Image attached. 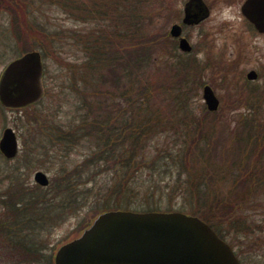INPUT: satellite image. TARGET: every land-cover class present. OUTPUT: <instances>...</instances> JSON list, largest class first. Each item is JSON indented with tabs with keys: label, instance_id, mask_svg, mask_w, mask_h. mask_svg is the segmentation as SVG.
Segmentation results:
<instances>
[{
	"label": "rangeland",
	"instance_id": "374dc122",
	"mask_svg": "<svg viewBox=\"0 0 264 264\" xmlns=\"http://www.w3.org/2000/svg\"><path fill=\"white\" fill-rule=\"evenodd\" d=\"M9 1L0 0V66L31 49L40 51L43 62L41 99L21 111L8 110V125L16 130L19 152L12 160H4L0 155V225L8 227L6 230H10L15 241L38 249L42 259L28 264H53L56 248L75 237L102 212L104 196L110 205L121 199L122 204L133 207L145 205L148 195L149 204H157L161 209L172 206L174 210L191 214L182 199L184 190L191 185L186 173L180 174L183 169L179 163L183 162V155H189L191 139L201 132L200 144L207 145L212 140L214 145L222 136L228 147L244 134L237 126L243 121L257 130L264 127V33L256 32L243 16L240 6L244 0H203L209 15L198 24L183 26L182 35L192 46L189 53L180 51L168 32L171 24L180 23L187 0H114L119 4L114 13L104 18L97 14L85 20L51 0H14L23 5L21 14L35 26L30 38L23 40L12 31ZM93 1L97 0H84V3L92 8ZM122 3L127 6L124 14H129V7L135 5L140 14L138 31L131 26L130 18L123 25L115 20L122 12ZM96 31H128L129 35L135 31L141 39L156 36L168 40L159 48L147 74L139 77V82L146 84L149 95L163 109L154 132L142 140V148L135 157L138 160L117 156L106 164L98 160L90 163L87 157L96 150L94 140L64 136L70 134L74 124L80 122V113L87 109L78 107L76 87H80V75L88 68ZM134 38L133 43L124 40V46L136 49L134 45L140 40ZM178 60L187 63L189 81L180 85L171 82V78L167 84L157 82L162 81L165 63ZM251 69L256 71L257 78L247 80L245 74ZM125 85L130 89V83L124 80L122 83L123 93L127 95ZM204 85H209L219 99L215 112L208 111L202 99ZM176 94L179 96L175 98ZM131 96L134 97V92ZM120 110L130 109L124 102ZM16 117H20L19 122H15ZM127 118L123 116L121 120ZM207 120H211V132L200 124ZM261 129L259 136L253 135L264 141ZM216 147L219 156L209 159L213 150L205 151L202 146L203 155L196 162L203 167L206 161H211L212 167L206 166L201 171L199 182L204 183L196 185L204 189L213 187L220 199H224L232 192L236 167L233 164L227 167V162L220 161L224 153L218 140ZM258 151L259 157H254L257 164L248 169L256 175L253 183L250 188L244 187L242 201L231 204V210H235L229 218L228 215L218 218L224 215L218 208H203L221 221L223 238L245 264H264V151ZM128 160L131 166L122 167ZM37 170L46 173L48 186L36 185L33 175ZM119 183L123 184L121 196H113L112 189ZM12 202L22 211L11 213ZM235 219H239L242 227L239 231L230 226ZM0 254V264H27L23 258L10 259L6 250Z\"/></svg>",
	"mask_w": 264,
	"mask_h": 264
},
{
	"label": "trees",
	"instance_id": "16d2710c",
	"mask_svg": "<svg viewBox=\"0 0 264 264\" xmlns=\"http://www.w3.org/2000/svg\"><path fill=\"white\" fill-rule=\"evenodd\" d=\"M51 1L53 3H61L64 10H67L66 12L71 11L77 15V18L82 20L95 18V15L97 14L102 15V18H104V16L114 13L119 6L114 0L93 1L92 8H90L87 3H84V0ZM114 3L116 4V7H113ZM7 4L9 8H12L11 24L14 27L12 31L15 32V35L19 40L30 38L32 31H35V26L32 22L26 21L21 14L23 5L19 3V1L16 2L14 0H10ZM126 9L127 6L122 3V12L115 20L120 21L123 25L124 23L126 24L127 20L130 18L131 26L134 27L135 31H138L140 14L137 13L135 5L129 7V14H124ZM116 27L118 26L116 25ZM25 31L30 32L26 33ZM135 31L131 35H129L128 31H96V38H93L94 47L91 55L87 59V61L89 60V69L86 66V71L80 75L82 85L80 82V87H76L78 90L76 93L77 101L79 103L78 107L80 109H87L86 112L80 113V122L74 124L70 130V134H63L64 136H67L66 138H63L68 139V137L74 135L76 138L90 137L94 140L96 150L94 152L93 149L92 153L87 157V160L90 163L93 160H98L100 164H106V162L114 161L117 156H123V158L126 157L131 160L137 157L138 151L142 148V140H145L154 132L153 128L159 121L158 115L161 114L163 108L160 103H156L153 100L152 95H149L146 89V84L140 83L139 77L147 74V69L151 67L156 56H158V52L161 50L159 48H161L163 44H166L168 40H162V38L156 36L148 38L142 37L141 39V37L136 36ZM133 36L136 37L134 38ZM166 36L167 34H164V39H166ZM133 38L137 41L140 40V43L137 42L134 45V48L136 49L125 47L123 41L128 40L130 43H133ZM25 48L27 49L28 47ZM161 62L162 59L159 63ZM165 65L166 66L162 68V81L157 82H164L167 84L166 81H169L171 78V82L180 85L183 82L189 81L191 78L185 60H178L175 63L166 62ZM172 75L175 76L172 77ZM123 80L124 83H130V89L125 85V90H128L127 95L123 93ZM163 87L165 88L166 86L164 85ZM132 92H134V97L131 96ZM177 96H179V94H176L175 98ZM124 102H126L128 109H130L128 112L120 110V107H122ZM172 104L174 106L173 102ZM159 109L161 111H159ZM134 113H136V115H134ZM123 116L128 117L126 121L121 120ZM201 120H203L202 116ZM243 122L240 124L241 126H237H239L238 129L244 134H242L237 140L235 139L230 142V146L226 147L224 145L227 140L223 141L222 139L224 138L222 136L215 140L214 145L212 144V140L208 141L207 145L200 144V132V135L191 139L190 147L187 150V154L189 155H183V162L178 160L183 169L180 174L186 173L187 180L191 185L190 187H186L182 194L183 202L188 205L187 210L191 214L197 215L205 222L209 223L221 237L225 236L222 231V225H219L221 221L203 211V208L212 206V209H219V212L224 215L218 216V218L226 217L228 215V219L230 212L233 210H231V204L233 202L242 201L244 192L246 193V191H244L246 188L244 187L249 186L250 188L256 176L252 175V171H248L250 166L254 168L257 164L254 157H259V149L264 151V144L261 145L264 141L257 140L259 139L257 136H259V133L261 132L260 129L262 128L261 130L264 131V127H259L257 130L254 125L250 126L249 123ZM200 124L211 132V120H207L205 123L201 121ZM66 131L67 130L64 132ZM253 134L257 135L256 138H254L255 135ZM113 139L114 141L111 142ZM217 140L221 152L224 153L220 161L222 163L227 162V167L230 164H233L236 167L233 171L235 175L230 188V191L232 190V192H230L229 195L226 194L228 197L224 199H220V194L218 191L216 192L215 188L213 189V187L207 186L212 188L211 191L209 188L204 189L201 188V186L196 185H202L204 183L199 182L201 171H205L206 166L212 167L211 161H206L203 167H199L200 162H196V160L200 159L203 155L204 149L201 148L203 146L206 148L205 151L210 152L213 150L212 157H209V153H207V157L211 159L215 155L216 158L219 156L218 151L216 152ZM127 151L128 154L126 153ZM235 155L238 156L235 157ZM135 159L138 160L139 157L138 159ZM250 160L252 161L251 164ZM130 166L131 162L128 160L122 167ZM122 185V183L121 185L120 183L114 185L116 187L115 189H112L113 196H121L120 192L122 191H120V188ZM102 190L106 192L105 188H102ZM103 200V210L109 208H124L137 211L173 210L172 206H167L164 209H161L157 204H149L148 195H146L145 205H134L133 207L128 204H122L121 199H117L116 202L111 205L107 203L108 201L105 196ZM9 206L13 207L12 211H10L11 213L18 214L22 211L20 208H15L14 202ZM180 208L183 209L184 206H181ZM237 220L239 219L231 221L230 226L236 231H239L242 227ZM6 228L8 227L0 225V251H8L10 259H15L16 257L23 258V260H26L27 264L42 259V257H39L40 255L37 248L22 241H15L9 230H6ZM4 231L5 233H3ZM1 234H3V236ZM8 248L12 249L9 251Z\"/></svg>",
	"mask_w": 264,
	"mask_h": 264
},
{
	"label": "water",
	"instance_id": "95a60500",
	"mask_svg": "<svg viewBox=\"0 0 264 264\" xmlns=\"http://www.w3.org/2000/svg\"><path fill=\"white\" fill-rule=\"evenodd\" d=\"M243 15L257 31L264 32V0H244ZM183 24H197L208 16L202 0H188L183 8ZM179 24H172L170 34L179 37L181 50H191L181 36ZM42 62L38 51H29L12 60L0 80V100L8 106H23L42 95ZM254 70L246 73L255 79ZM209 111L216 110L219 100L209 85L202 88ZM0 150L11 157L16 153V139L6 128ZM34 181L47 185L42 171ZM54 264H240L230 245L201 218L181 211L106 210L97 214L82 232L62 244L54 255Z\"/></svg>",
	"mask_w": 264,
	"mask_h": 264
},
{
	"label": "flooded vegetation",
	"instance_id": "af4514ba",
	"mask_svg": "<svg viewBox=\"0 0 264 264\" xmlns=\"http://www.w3.org/2000/svg\"><path fill=\"white\" fill-rule=\"evenodd\" d=\"M260 34H263V33H260ZM5 68H6V65L0 66V80L2 78V75L4 73ZM23 108L24 107H8V106H5L4 104H2L1 101H0V139H1L2 135H3L4 129L6 127H9V125H8V110L12 109V110H19V111H21V110H23ZM19 119H20V117H16L15 118V122H19ZM12 129L14 130L15 135H16V138L18 140V135L16 133V130L14 129V127H12ZM17 154H16V156H17ZM0 155L2 156V158L4 160H12L13 158L16 157V156H14L12 158L5 157V156H3V154L1 153V151H0ZM242 264H245L243 262V260H242Z\"/></svg>",
	"mask_w": 264,
	"mask_h": 264
}]
</instances>
